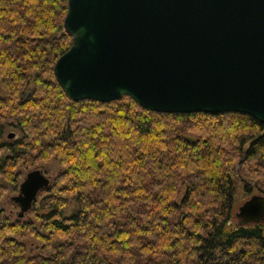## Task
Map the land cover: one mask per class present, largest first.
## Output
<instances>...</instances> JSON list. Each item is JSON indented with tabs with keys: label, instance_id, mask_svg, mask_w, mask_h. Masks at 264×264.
<instances>
[{
	"label": "trees",
	"instance_id": "16d2710c",
	"mask_svg": "<svg viewBox=\"0 0 264 264\" xmlns=\"http://www.w3.org/2000/svg\"><path fill=\"white\" fill-rule=\"evenodd\" d=\"M67 11L0 0V264H264V224L231 223L239 186L264 195V124L74 102L54 74ZM55 162L30 219L9 214L24 173Z\"/></svg>",
	"mask_w": 264,
	"mask_h": 264
},
{
	"label": "water",
	"instance_id": "95a60500",
	"mask_svg": "<svg viewBox=\"0 0 264 264\" xmlns=\"http://www.w3.org/2000/svg\"><path fill=\"white\" fill-rule=\"evenodd\" d=\"M64 26L72 44L54 74L74 102L129 97L156 113L264 124V0H68ZM51 182L41 169L27 173L13 198L20 218ZM235 217L264 224V195Z\"/></svg>",
	"mask_w": 264,
	"mask_h": 264
},
{
	"label": "rangeland",
	"instance_id": "374dc122",
	"mask_svg": "<svg viewBox=\"0 0 264 264\" xmlns=\"http://www.w3.org/2000/svg\"><path fill=\"white\" fill-rule=\"evenodd\" d=\"M11 132L12 131H8V133L1 140V142L12 140L13 138H11V135H12ZM35 169H41L48 177H50L51 181H54L56 176L61 171V166L55 162V163L47 164L43 167H38V166L33 167L30 171L35 170ZM26 175L27 173L25 172L20 184L23 182ZM19 190L20 189H18L17 191H13L10 189L9 192L7 193V196L5 197V200L3 201V207L7 210L9 214H11L14 217L19 216V213H20V207L17 204H15V202L13 201V198L19 195ZM255 194H259V193L255 192L251 195H246L243 188L241 186L238 187L236 205L234 209L233 219L231 222L234 227L238 226V223H239V220L235 217V214L238 212L239 207ZM23 219H27V220L30 219L29 212L24 215ZM26 243L33 252L38 251L37 249L38 243L36 241H34L33 239H28Z\"/></svg>",
	"mask_w": 264,
	"mask_h": 264
}]
</instances>
